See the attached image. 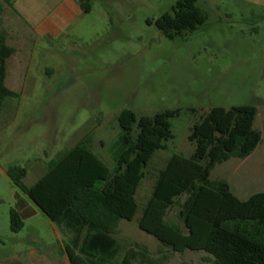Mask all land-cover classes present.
<instances>
[{
	"label": "rangeland",
	"instance_id": "374dc122",
	"mask_svg": "<svg viewBox=\"0 0 264 264\" xmlns=\"http://www.w3.org/2000/svg\"><path fill=\"white\" fill-rule=\"evenodd\" d=\"M177 1L139 0L138 9H124L123 16H115L91 0L92 25L84 37H62L34 59L36 67H52L54 76L30 71L33 80L28 86L17 81L8 88L15 96L6 98L0 108V264L14 260L35 264L30 263L35 257H19L20 252L31 250L41 255L38 264H52L60 250L55 227L43 215L20 233H11L9 211L15 209L21 191L6 170L25 169L23 183L31 187L50 161L83 139L112 170L121 135L117 117L122 111L148 117L177 112L170 121L173 138L155 154L153 166L157 167L172 155H192L189 128L210 109L255 107L253 127L261 134L260 144L244 160L216 165L210 180L226 181L242 201L264 193V0H197L205 23L170 40L154 21L172 14ZM151 173L144 176L136 193L139 210L151 193ZM184 201L185 197L178 199L166 216V221L183 231ZM139 216L120 222L114 236L126 250L146 248L155 264H213L204 252L174 253L164 247L138 229ZM33 230L38 243L31 241ZM55 230L67 246V239Z\"/></svg>",
	"mask_w": 264,
	"mask_h": 264
},
{
	"label": "trees",
	"instance_id": "16d2710c",
	"mask_svg": "<svg viewBox=\"0 0 264 264\" xmlns=\"http://www.w3.org/2000/svg\"><path fill=\"white\" fill-rule=\"evenodd\" d=\"M81 8L88 12L86 4ZM0 3V25L2 22ZM197 0H178L172 14L154 21L156 29L172 40L195 32L205 23ZM14 50L0 30V108L15 94L5 87L6 62ZM195 113V111H192ZM174 111L152 117L122 111L117 117L121 135L110 170L83 139L56 160L31 187L23 180L26 170L7 169V177L67 239L69 264H155L146 248L126 250L114 238L120 222L139 213L138 229L174 253L204 252L213 264H264V193L242 201L224 180L211 181L216 165L244 160L261 142L254 129L253 106L212 108L189 128L190 157L172 155L154 167L155 154L166 149L173 136ZM152 172L149 198L139 210L136 193L144 176ZM185 197L180 219L183 229L166 221L168 211ZM11 233L23 224L15 210L9 213Z\"/></svg>",
	"mask_w": 264,
	"mask_h": 264
},
{
	"label": "crops",
	"instance_id": "0c3cea01",
	"mask_svg": "<svg viewBox=\"0 0 264 264\" xmlns=\"http://www.w3.org/2000/svg\"><path fill=\"white\" fill-rule=\"evenodd\" d=\"M97 1L102 9H108L115 16H123L124 9L133 11L138 9L140 5L139 0ZM82 3L86 4L87 13L81 8ZM1 5L3 13L0 30L5 32L6 43L14 50L13 55L6 62L4 83L7 89L13 88V83L17 81L28 86V83L33 80V77L29 75L30 71L42 70L43 74L48 78H52L54 69L49 66L36 67L34 59L43 56V53L47 51L45 46L50 47L54 41L60 40L62 37L71 38L72 35H76L78 39L83 38L92 25V20L88 18L92 11L91 0H3ZM34 166H31V168L36 169ZM11 210H15L22 221L21 231L25 229L27 223L32 222L39 214L45 217L40 209L22 192L21 195L16 196L15 209ZM50 223L52 227H55L54 231L60 243V250L52 264H69L66 245L60 241L59 234L55 230L57 229L56 226L51 221ZM37 236L36 231L33 230L31 241L38 243L39 238ZM36 255L37 251L31 250L20 252L19 257L21 256L25 260L28 256L35 257L32 262L30 260V263L38 264L41 255L39 257ZM7 264H18V262L14 260ZM25 264H28V261Z\"/></svg>",
	"mask_w": 264,
	"mask_h": 264
}]
</instances>
